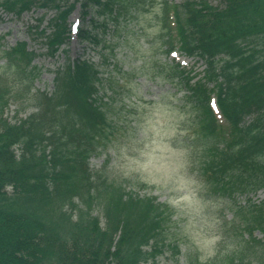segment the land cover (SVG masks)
<instances>
[{"label":"trees","instance_id":"obj_1","mask_svg":"<svg viewBox=\"0 0 264 264\" xmlns=\"http://www.w3.org/2000/svg\"><path fill=\"white\" fill-rule=\"evenodd\" d=\"M146 1L0 0V9L16 17L54 11L37 38L57 63L78 4L92 26L81 28L78 38L96 49L102 43L112 48L105 39L109 23L113 38L122 30L129 35L127 22L141 26ZM158 23L167 55L180 49L206 64L207 81L195 83L197 75L179 63L165 65L164 78L182 93L170 106L176 130L171 145L184 155L191 180L232 213L227 220L222 211V246L215 255L202 260L189 246L185 264H264V202L239 200L264 190V0H162ZM102 49L97 62L79 57L56 64L52 90L36 87L44 69L33 64L37 52L26 42L2 51L0 264H157L167 248L172 257L182 253L174 239L180 232L173 229L178 211L155 195L156 186L114 173L111 155L92 166L112 142L109 113L122 116L114 96L138 71H123L113 48L110 54ZM133 89L129 97L143 101ZM213 94L224 123L211 107ZM12 105L17 108L10 118Z\"/></svg>","mask_w":264,"mask_h":264},{"label":"rangeland","instance_id":"obj_2","mask_svg":"<svg viewBox=\"0 0 264 264\" xmlns=\"http://www.w3.org/2000/svg\"><path fill=\"white\" fill-rule=\"evenodd\" d=\"M151 1H146L149 5L148 12H142L141 26H135V29L142 33L140 38L128 22V27H126L130 29L128 36L125 37L126 31L122 30L116 34L117 38H113L112 23H109L105 34L106 43H114L112 48L118 56L113 54L117 56L122 70L129 72L137 68L138 71L130 82L123 83L124 93L114 96L115 100L112 101V105L114 107L117 105L116 112L122 116L116 120L109 113L110 123L114 127L111 136L113 143L111 142L108 151L101 157L92 159V166L99 167L107 156L111 155L110 166L114 168V173L128 178L139 176L143 181L156 186L155 195H159L162 201H168L178 211L180 218L177 219L173 229L180 233L174 239L179 240L181 244H178L182 246V253L179 257H172L171 249H165V252L158 256L157 264H185L189 246L194 248L202 260L214 256L216 250L222 246L224 224L221 219L225 204L207 195L203 184L191 180L184 155L171 145V139L175 136L176 130L171 127L174 119L170 106L178 102L182 93L164 78L165 65L171 62L173 56L165 53L168 49L167 45L160 46L162 34L158 26V16L162 0H153V3ZM173 1L181 2V0ZM80 10L81 7L78 4L68 22L77 26L79 21L81 24L82 19L81 28H87L90 16L83 19ZM42 17H45L44 22H38L37 19ZM53 17L54 12L52 11L33 10V12L24 13L21 17H16L0 9V65L5 62V59L1 58L3 50L26 42L29 51L37 52L33 64L44 69L43 80L35 83L36 87L41 90H48V88L52 90L54 75L50 70H54L56 64L61 66L68 58L75 60L79 57L91 58L97 62L100 58L101 47L107 53L112 49L111 47L105 48L104 43L92 49V46L82 44L77 35H73L68 46H64L66 51L60 53L56 63L54 58L46 55L47 47L43 40L37 38L39 28H48V22ZM91 29L90 24L88 30ZM125 38L131 40L128 45L124 46L122 41ZM134 41H136V47L132 44ZM113 45L116 47L114 48ZM181 53L178 51L174 57L187 65L189 69L192 68L195 73L203 74L205 68L203 61H194ZM112 68V66L109 67V70ZM133 86L138 88L137 92L144 97L143 101L134 94L129 97L130 93L136 92ZM111 95L108 92V96ZM16 108L12 105L8 110L7 115L10 118L14 116ZM29 112H31V106L27 114ZM25 115L26 113H21V117ZM259 196L264 198V191ZM223 214L227 219L232 216L227 208ZM185 241L190 243L185 245Z\"/></svg>","mask_w":264,"mask_h":264}]
</instances>
